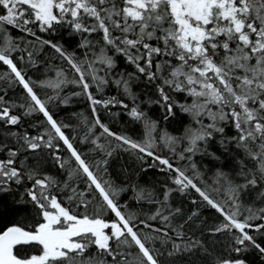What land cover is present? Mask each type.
<instances>
[{
	"label": "snow or ice",
	"instance_id": "snow-or-ice-1",
	"mask_svg": "<svg viewBox=\"0 0 264 264\" xmlns=\"http://www.w3.org/2000/svg\"><path fill=\"white\" fill-rule=\"evenodd\" d=\"M0 264H264V0H0Z\"/></svg>",
	"mask_w": 264,
	"mask_h": 264
},
{
	"label": "trees",
	"instance_id": "trees-1",
	"mask_svg": "<svg viewBox=\"0 0 264 264\" xmlns=\"http://www.w3.org/2000/svg\"><path fill=\"white\" fill-rule=\"evenodd\" d=\"M61 115H63V113H61ZM115 166H117V163H116V162H114V167H115Z\"/></svg>",
	"mask_w": 264,
	"mask_h": 264
}]
</instances>
